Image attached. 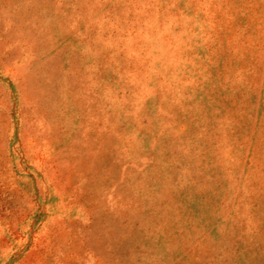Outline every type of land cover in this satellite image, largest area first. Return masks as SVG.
Returning a JSON list of instances; mask_svg holds the SVG:
<instances>
[{"label": "rangeland", "instance_id": "1", "mask_svg": "<svg viewBox=\"0 0 264 264\" xmlns=\"http://www.w3.org/2000/svg\"><path fill=\"white\" fill-rule=\"evenodd\" d=\"M0 264H264V0H0Z\"/></svg>", "mask_w": 264, "mask_h": 264}]
</instances>
